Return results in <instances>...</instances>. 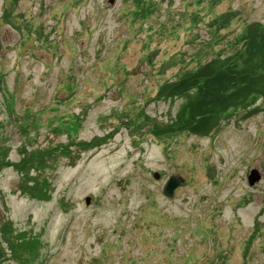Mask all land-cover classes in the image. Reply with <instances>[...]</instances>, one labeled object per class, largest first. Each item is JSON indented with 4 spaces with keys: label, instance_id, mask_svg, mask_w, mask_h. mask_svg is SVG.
<instances>
[{
    "label": "rangeland",
    "instance_id": "1",
    "mask_svg": "<svg viewBox=\"0 0 264 264\" xmlns=\"http://www.w3.org/2000/svg\"><path fill=\"white\" fill-rule=\"evenodd\" d=\"M2 7L7 160L24 143L62 150L45 170L51 198L18 193L11 167L0 175L16 231L0 243L14 263L264 264V100L207 136L156 137L144 118L166 122L179 100L158 87L237 47L246 24L264 23V0H19L13 24ZM94 137L105 141L76 144ZM252 168L261 177L249 185ZM171 174L185 181L166 197ZM24 227L35 262L32 240L15 237Z\"/></svg>",
    "mask_w": 264,
    "mask_h": 264
},
{
    "label": "trees",
    "instance_id": "2",
    "mask_svg": "<svg viewBox=\"0 0 264 264\" xmlns=\"http://www.w3.org/2000/svg\"><path fill=\"white\" fill-rule=\"evenodd\" d=\"M18 2L19 0H3L1 20L10 24L20 21L15 13L13 14ZM222 17L220 27H224L233 14L229 12ZM28 26L30 27V24ZM36 29L38 31V28ZM151 56L152 54L147 56L148 62H151ZM156 97L168 102L179 100L176 109L169 112L166 122L160 123L147 114L144 116L150 125V133L156 137L183 132L207 136L218 131L233 117L246 119L256 114L261 109L259 101L264 100V23L253 21L246 24L237 47L165 81L158 87ZM20 131L27 133L22 128ZM5 138L2 134L0 144ZM104 141L102 137H94L90 141H79L76 144H82L86 148L88 145L94 146ZM26 145L24 143L18 148L20 159L6 160V163L12 165L22 176L20 184L24 193H28L33 199L51 198L50 178L45 170L57 158L59 151L62 152L60 145L45 148ZM9 148L8 146L5 152ZM258 224L259 221L256 220L255 225ZM26 234L25 232L21 241L32 240L28 241L33 245L29 246L27 257L29 262H35L40 253V244L35 242L32 231ZM6 241H9V238H6ZM0 246L3 247L1 243ZM10 249L14 253L15 249ZM20 251V255L26 253L25 250Z\"/></svg>",
    "mask_w": 264,
    "mask_h": 264
},
{
    "label": "flooded vegetation",
    "instance_id": "3",
    "mask_svg": "<svg viewBox=\"0 0 264 264\" xmlns=\"http://www.w3.org/2000/svg\"><path fill=\"white\" fill-rule=\"evenodd\" d=\"M0 175L5 171L6 168L11 167L16 173L17 171L13 168L12 165H9L8 163H6L7 159H10L8 156V151L5 152L6 150V146L4 144H0ZM2 145H4L2 147ZM19 153V151H18ZM3 156V158H2ZM20 156V153H19ZM20 159V158H19ZM18 160V159H17ZM18 181L17 184H19L20 186H17V192L20 193L22 191V186H21V180H22V176H20V174H18ZM16 191V189H9L8 192L10 191ZM9 211V205L8 202L6 201V196H4V191L0 188V241L1 240H5L6 238H9L10 234H12L14 236V233L16 232L15 229H13L11 227V221H13L12 219H10L7 216V212ZM20 229V228H19ZM18 229V230H19ZM20 231H22L23 235H25V232L27 233L26 235H28L30 233V230H28L27 228H22V230L20 229ZM19 233V232H17ZM20 233V234H22ZM16 239L21 240L22 239V235H18L15 236ZM14 237V238H15ZM28 237V236H27ZM3 246V245H2ZM8 252V248L6 249L4 246L1 247L0 246V264H22L20 263H14V254L13 252H11L12 250L9 248Z\"/></svg>",
    "mask_w": 264,
    "mask_h": 264
},
{
    "label": "water",
    "instance_id": "4",
    "mask_svg": "<svg viewBox=\"0 0 264 264\" xmlns=\"http://www.w3.org/2000/svg\"><path fill=\"white\" fill-rule=\"evenodd\" d=\"M113 0H110L112 2ZM154 178H159L160 174L159 172H153ZM261 177L260 172L256 168H252L249 171V174L247 175V182L249 185H253L256 181H258ZM185 179L181 175H175L171 174L168 176V178L165 180L162 192L166 197H172L174 195L175 189L179 187L182 183H184ZM90 201V197L87 196L85 199V202L88 204Z\"/></svg>",
    "mask_w": 264,
    "mask_h": 264
}]
</instances>
